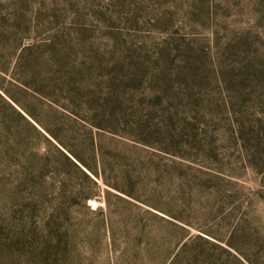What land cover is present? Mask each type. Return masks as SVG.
I'll return each mask as SVG.
<instances>
[{"label":"rangeland","instance_id":"374dc122","mask_svg":"<svg viewBox=\"0 0 264 264\" xmlns=\"http://www.w3.org/2000/svg\"><path fill=\"white\" fill-rule=\"evenodd\" d=\"M25 2L43 118L99 134L107 180L179 219L149 221L137 259L144 204L63 166L21 213L1 178L0 264H162L184 233L178 264H264V0Z\"/></svg>","mask_w":264,"mask_h":264},{"label":"trees","instance_id":"16d2710c","mask_svg":"<svg viewBox=\"0 0 264 264\" xmlns=\"http://www.w3.org/2000/svg\"><path fill=\"white\" fill-rule=\"evenodd\" d=\"M25 3V0H0V179H5L12 185L10 190L21 213L26 208L34 207L35 198L41 201L47 197L43 185L45 178L51 172L62 174L63 166L80 174L94 187H97V182L93 177L102 181L110 190L118 193L114 194L118 201L132 206H135L136 202L144 204L157 213L146 209L136 219V223H140L141 227L131 252L137 259L141 258L144 252L142 245H146L144 239L150 226L149 221L157 219L177 227L175 220L179 217L151 202L141 200L134 194L132 185L122 187L107 180L101 168L104 162L99 134L90 135L79 148L68 144L61 136V126L64 123L61 120L53 122L55 110L50 107V117L43 118L41 106L35 96L43 91L39 86L41 76H37L35 68L44 57L39 51L40 47H36L33 42ZM61 84L60 78L58 81L52 79L51 91H62L64 88ZM42 145L49 146L52 153L49 150L40 153L39 148ZM85 153L94 163L83 157ZM128 175L126 177L130 180L131 176ZM110 190H105L107 210L110 209ZM26 194L33 196L28 197ZM94 196L87 195L86 199ZM109 231L113 238L114 233L110 228ZM26 236L23 231L19 233L21 244H24ZM186 238L187 234L184 233L172 243V249L166 254L162 264H178L180 256L188 248L189 239ZM129 251L127 248L123 249L122 256L128 255Z\"/></svg>","mask_w":264,"mask_h":264}]
</instances>
